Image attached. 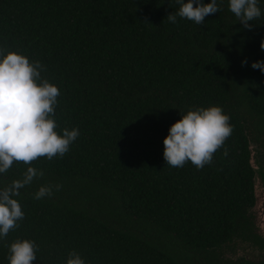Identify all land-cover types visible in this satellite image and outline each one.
Listing matches in <instances>:
<instances>
[{
	"label": "trees",
	"instance_id": "1",
	"mask_svg": "<svg viewBox=\"0 0 264 264\" xmlns=\"http://www.w3.org/2000/svg\"><path fill=\"white\" fill-rule=\"evenodd\" d=\"M228 4L197 25L166 19L176 0H0V48L45 66L61 93L56 131L80 132L63 157L31 165L44 176L15 197L25 217L0 240V264L16 239L39 246L33 264H66L73 250L86 264H250L215 247L255 202L243 121L264 130V72L251 67L264 61V15L249 30ZM210 106L232 135L202 169L168 166L170 127ZM27 167L14 163L0 188ZM49 184L61 187L35 199Z\"/></svg>",
	"mask_w": 264,
	"mask_h": 264
},
{
	"label": "clouds",
	"instance_id": "2",
	"mask_svg": "<svg viewBox=\"0 0 264 264\" xmlns=\"http://www.w3.org/2000/svg\"><path fill=\"white\" fill-rule=\"evenodd\" d=\"M177 11L170 13L167 20L177 23V17L204 23L205 17L222 10L223 0H176ZM229 11L249 30L257 24L264 12L259 0H229ZM260 48L264 50V41ZM247 64V59L242 65ZM251 67L264 72V61L253 62ZM45 66L39 61L15 51L5 52L0 48V174L6 173L14 163L27 165L23 178L0 188V240L19 228L25 217L20 202L15 198L20 189L44 176L41 169L31 166L42 157L52 160L63 157L80 132L77 128L56 131L54 119L60 88L43 78ZM164 139V159L168 166L183 167L191 162L197 169L211 164L214 154L232 135L233 126L229 115L220 106L199 107L181 113ZM227 155V150H225ZM61 185H43L35 193V199L51 196L53 189ZM264 227V225H262ZM8 248L9 264H33L37 260L39 246L34 240L16 239ZM66 264H86L81 255L73 250Z\"/></svg>",
	"mask_w": 264,
	"mask_h": 264
},
{
	"label": "water",
	"instance_id": "3",
	"mask_svg": "<svg viewBox=\"0 0 264 264\" xmlns=\"http://www.w3.org/2000/svg\"><path fill=\"white\" fill-rule=\"evenodd\" d=\"M248 136L250 166L253 171L255 203L246 210L243 225L230 240L215 247L216 254L225 263L246 260L251 264H264V148L254 137Z\"/></svg>",
	"mask_w": 264,
	"mask_h": 264
},
{
	"label": "flooded vegetation",
	"instance_id": "4",
	"mask_svg": "<svg viewBox=\"0 0 264 264\" xmlns=\"http://www.w3.org/2000/svg\"><path fill=\"white\" fill-rule=\"evenodd\" d=\"M243 124H244V129H246L248 134H251V135H249V137H254L256 139L257 143L260 145L259 147L264 148V130H261L258 133H255V131L252 130L250 133L249 128H251L252 125L249 123V121H247V122L243 121ZM253 186H254V184H253ZM254 197H255V195H254ZM242 223H244V222H242ZM242 261H246V260H242ZM242 261H238V262H242Z\"/></svg>",
	"mask_w": 264,
	"mask_h": 264
}]
</instances>
